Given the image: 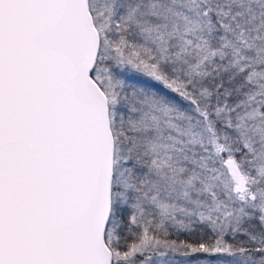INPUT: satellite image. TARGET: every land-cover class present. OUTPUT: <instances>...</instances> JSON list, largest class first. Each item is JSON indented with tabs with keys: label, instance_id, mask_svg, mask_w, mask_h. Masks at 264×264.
Masks as SVG:
<instances>
[{
	"label": "snow or ice",
	"instance_id": "obj_1",
	"mask_svg": "<svg viewBox=\"0 0 264 264\" xmlns=\"http://www.w3.org/2000/svg\"><path fill=\"white\" fill-rule=\"evenodd\" d=\"M0 264H264V0H0Z\"/></svg>",
	"mask_w": 264,
	"mask_h": 264
}]
</instances>
